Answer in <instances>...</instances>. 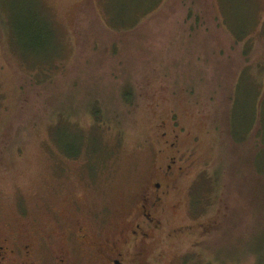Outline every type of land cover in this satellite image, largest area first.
Returning a JSON list of instances; mask_svg holds the SVG:
<instances>
[{
    "label": "rangeland",
    "instance_id": "1",
    "mask_svg": "<svg viewBox=\"0 0 264 264\" xmlns=\"http://www.w3.org/2000/svg\"><path fill=\"white\" fill-rule=\"evenodd\" d=\"M165 148L169 226L211 228L167 262L264 264V0H0V240L107 234Z\"/></svg>",
    "mask_w": 264,
    "mask_h": 264
},
{
    "label": "flooded vegetation",
    "instance_id": "2",
    "mask_svg": "<svg viewBox=\"0 0 264 264\" xmlns=\"http://www.w3.org/2000/svg\"><path fill=\"white\" fill-rule=\"evenodd\" d=\"M174 146V142L169 143L170 149ZM166 148L165 165L154 170L137 205L122 211L123 216L107 234L92 228L88 231L82 221L84 217L72 215L69 216L70 220L75 217L72 225L37 234V238L24 232L18 239L2 238L0 264H169L162 247L170 241L173 246L196 230L207 232L211 228L198 223L169 226V215L179 209V203H171V199L182 167H176L175 153L168 154ZM168 226L170 229L165 233ZM48 241L59 244L54 249Z\"/></svg>",
    "mask_w": 264,
    "mask_h": 264
},
{
    "label": "trees",
    "instance_id": "3",
    "mask_svg": "<svg viewBox=\"0 0 264 264\" xmlns=\"http://www.w3.org/2000/svg\"><path fill=\"white\" fill-rule=\"evenodd\" d=\"M132 89L129 87L125 88L123 91H122V98H124V100L126 102H128L132 96ZM79 152V151H78ZM78 152L74 153V154H70L71 156H74L75 154H77ZM69 155V156H70ZM259 173V171H257ZM264 180H263V184H262V195H261V201L260 202H255L254 204V207H253V210L251 212V215L253 216V214H256V212H258L259 210H264Z\"/></svg>",
    "mask_w": 264,
    "mask_h": 264
}]
</instances>
